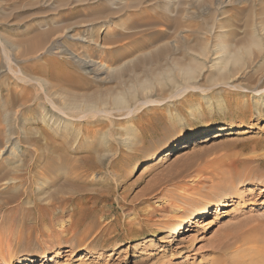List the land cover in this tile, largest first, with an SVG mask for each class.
Listing matches in <instances>:
<instances>
[{
    "label": "rangeland",
    "instance_id": "1",
    "mask_svg": "<svg viewBox=\"0 0 264 264\" xmlns=\"http://www.w3.org/2000/svg\"><path fill=\"white\" fill-rule=\"evenodd\" d=\"M220 126L233 129L152 165ZM252 218L264 0H0V264L52 249L21 264H203Z\"/></svg>",
    "mask_w": 264,
    "mask_h": 264
},
{
    "label": "bare ground",
    "instance_id": "2",
    "mask_svg": "<svg viewBox=\"0 0 264 264\" xmlns=\"http://www.w3.org/2000/svg\"><path fill=\"white\" fill-rule=\"evenodd\" d=\"M79 107L80 104L75 102V100L73 99L67 105L65 104L63 109L67 111H76L80 109ZM56 117L54 118V121L60 122L61 119H58ZM158 129V127L146 126L141 127L140 132L147 135L148 133L151 134L153 132H156ZM232 129L233 128L231 126H220L213 128V130H211V132L207 134H205V132H197L193 136L187 137L186 139L174 144L170 149L163 151L162 154H160L159 156H153L154 158L151 160V163L152 165L157 164L163 160L169 159L170 157L182 153L186 149L197 147L212 140H215L222 136V134L229 135L230 132H225L231 131ZM231 190L235 189L229 188L226 193H230ZM225 195L226 194H223L216 198V202L214 204L216 205V210L218 209V207L225 206L227 201H230L231 198ZM210 206L211 204L209 203L204 204L199 208L200 210H197V212L192 214L187 220H183L181 223L170 228V235L179 234L180 232L187 231L188 227H192L195 225V223L198 221L197 219L207 218L209 215L208 208ZM238 227L233 232H228L227 234H225V238L219 240V242L213 247V249L210 250V254L220 255V257L212 261H204L203 264H264V222L256 219L254 220V218H252V220H247L242 223L241 226ZM57 253V250L52 249L48 254L44 253L39 258L33 260L38 263L45 262L51 260V258L49 259L50 255L53 256ZM11 259L12 258L10 256H8L7 258H3V264H12ZM33 260H30L28 257H20L16 260V264L26 262L30 263Z\"/></svg>",
    "mask_w": 264,
    "mask_h": 264
}]
</instances>
